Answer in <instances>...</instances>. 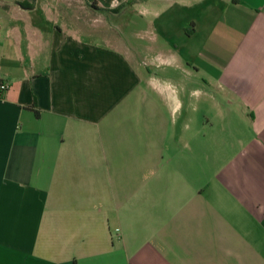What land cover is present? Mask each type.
Wrapping results in <instances>:
<instances>
[{
    "label": "crops",
    "instance_id": "obj_1",
    "mask_svg": "<svg viewBox=\"0 0 264 264\" xmlns=\"http://www.w3.org/2000/svg\"><path fill=\"white\" fill-rule=\"evenodd\" d=\"M0 81V264H264V0H0Z\"/></svg>",
    "mask_w": 264,
    "mask_h": 264
},
{
    "label": "rangeland",
    "instance_id": "obj_2",
    "mask_svg": "<svg viewBox=\"0 0 264 264\" xmlns=\"http://www.w3.org/2000/svg\"><path fill=\"white\" fill-rule=\"evenodd\" d=\"M88 11L86 10L85 18L90 24L85 25L83 39L94 40L102 46H109L113 44V40H116L115 44L132 42L137 49H141L144 44L152 42L158 35L156 29L142 24L136 9L122 10L113 17V20H110L105 13L97 16L94 12Z\"/></svg>",
    "mask_w": 264,
    "mask_h": 264
},
{
    "label": "trees",
    "instance_id": "obj_3",
    "mask_svg": "<svg viewBox=\"0 0 264 264\" xmlns=\"http://www.w3.org/2000/svg\"><path fill=\"white\" fill-rule=\"evenodd\" d=\"M120 8H121V6H118V7H116L115 9H109V10L112 11V12H114V13H117V12L120 11ZM1 92H2V91H0V97H1Z\"/></svg>",
    "mask_w": 264,
    "mask_h": 264
},
{
    "label": "built area",
    "instance_id": "obj_4",
    "mask_svg": "<svg viewBox=\"0 0 264 264\" xmlns=\"http://www.w3.org/2000/svg\"><path fill=\"white\" fill-rule=\"evenodd\" d=\"M6 88V83L0 81V91H3Z\"/></svg>",
    "mask_w": 264,
    "mask_h": 264
}]
</instances>
